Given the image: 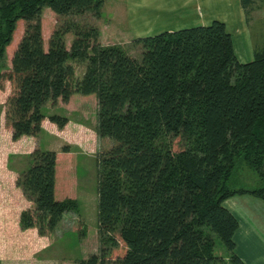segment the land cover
<instances>
[{
    "label": "trees",
    "instance_id": "trees-1",
    "mask_svg": "<svg viewBox=\"0 0 264 264\" xmlns=\"http://www.w3.org/2000/svg\"><path fill=\"white\" fill-rule=\"evenodd\" d=\"M239 1L248 22L256 0ZM104 2L0 0V89L3 81L10 86L4 121L11 139L38 135L46 103L95 95L98 250L73 264H245L233 241L238 221L224 203L241 195L264 202V42L257 39L252 60L240 63L215 20L102 45ZM44 8L56 17L46 43ZM18 21L21 35L6 65ZM48 119L58 128L67 121ZM68 152L36 146L28 154L15 179L30 203L19 214L21 230L45 236L64 214H78L75 198L58 195ZM242 167L258 184H238ZM78 222L81 240L86 229Z\"/></svg>",
    "mask_w": 264,
    "mask_h": 264
},
{
    "label": "rangeland",
    "instance_id": "rangeland-1",
    "mask_svg": "<svg viewBox=\"0 0 264 264\" xmlns=\"http://www.w3.org/2000/svg\"><path fill=\"white\" fill-rule=\"evenodd\" d=\"M106 14L107 12L103 10L102 19L106 18ZM263 14L264 8L254 14L251 13V24H256L255 20L261 19ZM55 21V15L48 8H44L41 16L44 43H46V34L53 28ZM21 31L22 23L18 21L12 41L6 48V65L9 64V58L20 38ZM71 39V35L66 36L67 46ZM130 54H135L134 50H131ZM82 71L81 66H76V77H80ZM3 83L4 86L0 89V212L2 210L10 212L8 217L11 223L14 221L17 210L20 211L29 205L20 189L15 185V175L25 166L26 158L35 145L41 149H57V153L61 152L63 145L69 148L68 172L65 168L61 171L60 182L59 180L57 182L58 195L75 198L78 202L79 212L78 214H64L55 230L41 239L38 238L37 233L30 234L28 232L26 235H20V230L17 234L13 230L10 232V242L3 243V236L0 235L2 244L0 251H3L7 261L10 259L12 262L19 261L28 264H73L75 260L84 258L89 253H97L96 173L97 154L101 149V142L95 131V95L73 94L67 103L59 101L53 105L49 102L46 103L42 108L44 120L41 133L39 132L40 134L38 133L35 137L21 136L12 140L9 128L4 121V101L10 86L6 81ZM50 115L65 117L66 124L62 128H58L49 121ZM174 147H179V140H176ZM235 180L239 185L246 187H253L259 182L256 173L246 167L237 171ZM65 184L66 187H63L62 185ZM62 187L65 189L64 193H62ZM246 197L264 203L257 198ZM254 211L264 222V208L254 207ZM79 219L86 229V234L81 240L78 237ZM223 251L220 241L216 238L215 253L221 255Z\"/></svg>",
    "mask_w": 264,
    "mask_h": 264
},
{
    "label": "crops",
    "instance_id": "crops-1",
    "mask_svg": "<svg viewBox=\"0 0 264 264\" xmlns=\"http://www.w3.org/2000/svg\"><path fill=\"white\" fill-rule=\"evenodd\" d=\"M262 8L264 0H256L251 13L261 11ZM103 10L107 14L106 18L102 19ZM102 11L97 23L102 45H126L135 38L206 26L217 20L224 23L226 31L231 35L235 57L240 63H245L252 60L256 41L264 35V16L255 20L256 24H251L252 17L247 22L239 0H105ZM259 42L264 41L260 39ZM8 131L10 133V130ZM246 196L249 195L235 196L224 203L238 221L237 230L233 235L235 252L245 264H264V222L254 211V207L264 208V203L253 201L254 199ZM29 207L30 203L20 211L18 209L11 223L8 217L10 212H0V235L3 236V243L10 242V232L13 230L15 234L20 230V235L37 233L34 228L21 230L19 227V214ZM42 237L45 236L38 238ZM1 246L0 243V250ZM2 252L0 251V264H28L12 262L10 259L7 261Z\"/></svg>",
    "mask_w": 264,
    "mask_h": 264
}]
</instances>
